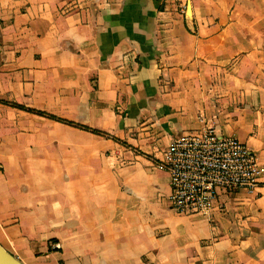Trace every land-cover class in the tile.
<instances>
[{
	"label": "crops",
	"instance_id": "obj_1",
	"mask_svg": "<svg viewBox=\"0 0 264 264\" xmlns=\"http://www.w3.org/2000/svg\"><path fill=\"white\" fill-rule=\"evenodd\" d=\"M0 99L128 143L0 102V244L23 264H264V0H0ZM206 126L262 174L178 213L159 161Z\"/></svg>",
	"mask_w": 264,
	"mask_h": 264
},
{
	"label": "built area",
	"instance_id": "obj_2",
	"mask_svg": "<svg viewBox=\"0 0 264 264\" xmlns=\"http://www.w3.org/2000/svg\"><path fill=\"white\" fill-rule=\"evenodd\" d=\"M187 9L182 1L181 13L186 14ZM159 167L170 175V208L183 214L208 215L221 195L243 188L253 190L262 174L255 151L213 126L175 137Z\"/></svg>",
	"mask_w": 264,
	"mask_h": 264
},
{
	"label": "trees",
	"instance_id": "obj_3",
	"mask_svg": "<svg viewBox=\"0 0 264 264\" xmlns=\"http://www.w3.org/2000/svg\"><path fill=\"white\" fill-rule=\"evenodd\" d=\"M0 102L6 103V104H9V105H12L14 107L21 108V109H26V110H28V111H30L32 113L43 115V116L49 117L51 119H54V120H57V121H60V122H63V123H67V124L73 125V126L78 127L80 129H83V130H86V131H89V132H92V133H95V134H98V135H102V136H106V137L112 138V139H114L117 142H120V143L128 145L127 142L123 141L122 139H120V138H118L116 136L111 135L110 133H108L106 131H103V130H100V129H97V128H93V127H90V126H87L85 124H81V123H78V122H75V121H72V120L61 118V117H59V116H57L55 114L44 112L42 110L29 108V107L23 106L21 104H18L16 102H8V101H4V100H1V99H0ZM0 170H3V167L1 165V163H0Z\"/></svg>",
	"mask_w": 264,
	"mask_h": 264
},
{
	"label": "water",
	"instance_id": "obj_4",
	"mask_svg": "<svg viewBox=\"0 0 264 264\" xmlns=\"http://www.w3.org/2000/svg\"><path fill=\"white\" fill-rule=\"evenodd\" d=\"M0 264H23V262L0 244Z\"/></svg>",
	"mask_w": 264,
	"mask_h": 264
}]
</instances>
